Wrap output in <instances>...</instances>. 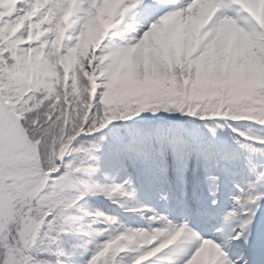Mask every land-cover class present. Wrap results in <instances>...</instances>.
<instances>
[{
	"label": "snow or ice",
	"instance_id": "1",
	"mask_svg": "<svg viewBox=\"0 0 264 264\" xmlns=\"http://www.w3.org/2000/svg\"><path fill=\"white\" fill-rule=\"evenodd\" d=\"M0 264H264V0H0Z\"/></svg>",
	"mask_w": 264,
	"mask_h": 264
}]
</instances>
